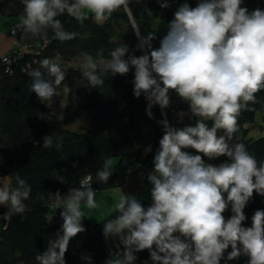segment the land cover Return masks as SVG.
<instances>
[{
	"label": "clouds",
	"instance_id": "1",
	"mask_svg": "<svg viewBox=\"0 0 264 264\" xmlns=\"http://www.w3.org/2000/svg\"><path fill=\"white\" fill-rule=\"evenodd\" d=\"M21 2L23 15L17 27L22 33L47 38V29L51 28L61 42L72 40L75 33L64 31L57 17L66 13L83 25L91 16L103 26L122 8L139 40L138 49L147 48L148 53L125 58L129 47L120 43L105 60L100 49L97 56L103 67L99 72L96 59L84 53L82 76L90 87L100 88L105 83L103 75L124 76L134 68L133 93L136 98L142 94L145 97L149 118L153 117V105L169 107L170 90L188 102L192 116L197 117L195 126L182 128L170 126L167 119L159 122L164 134L154 156V169L147 177L152 185V204L145 208L135 196L118 188V199L111 207L118 215L104 223L103 235L105 239H119L122 259L117 251L105 264H134L135 253L144 250L149 251L152 264H220L229 247V261L245 255L248 264H264V210L255 211L250 227L243 226L247 219L244 209L253 193L264 196V160L258 161L245 143L234 140L242 112L254 110L252 106L260 102L257 93L264 91V10L249 12L241 6L243 0H199L196 7L185 2L168 23L160 47L153 49L156 33L141 34L130 0ZM160 6L169 7L168 0ZM146 11L152 16L150 10ZM60 60L56 53L54 58L37 61L39 68L29 65L30 90L41 103L60 94L57 89L67 72ZM63 91L67 94L71 89L65 85ZM53 142L52 135L43 137V147L51 148ZM62 146L63 138L56 137L57 150ZM221 156L228 162L214 165L204 159ZM102 159L95 179L107 184L113 161L110 157ZM55 179L66 183L57 173ZM92 182L93 176L86 174L79 180V187L70 188L67 195L61 196L59 191L50 194V199L54 198L51 207L63 209V224L56 238L48 240L46 250L35 256L37 264H66L70 240L85 231L82 205L89 211L99 207ZM16 185L0 184V205L8 208L2 218L7 222L27 210L24 201L30 197L31 186L19 176ZM229 205L232 215L225 219L223 213Z\"/></svg>",
	"mask_w": 264,
	"mask_h": 264
},
{
	"label": "trees",
	"instance_id": "2",
	"mask_svg": "<svg viewBox=\"0 0 264 264\" xmlns=\"http://www.w3.org/2000/svg\"><path fill=\"white\" fill-rule=\"evenodd\" d=\"M160 2L130 0L129 4L141 34L146 36L149 32L156 33V38L151 42L153 49L160 47V41L167 34V25L174 19L176 10L185 2L191 7H196L199 0H168L167 8H161ZM241 6L246 7L249 12L257 8L264 10V0H243ZM2 7L9 9L11 14L23 15L24 6L21 0H4ZM146 10H150L152 16H148ZM115 18L127 22V33L116 28ZM57 19L61 21L64 31L75 33L72 40L59 41L51 28L47 29V38L32 37L21 31L19 40L29 46L19 55H15L9 65L0 63V175H10L14 187L17 186V176L31 186L30 197L24 201L27 210L23 215H14L8 228L1 232L0 264H37L35 256L46 250L49 239L56 238L58 225L52 220L51 204L54 198L50 199V194L54 195L59 191L61 196L67 195L70 188L79 187V180L86 174L93 176L91 186L98 191L124 184L126 176L131 172L143 170L147 178L154 169V156L159 150V140L164 134L159 122L167 119L170 126L182 128L195 126L197 119L192 116L189 103L174 95L172 90L169 92V107L161 109L159 105H153V117L149 118L145 97L142 94L136 98L133 93L134 68H130L124 76H113L110 73L103 75L105 83L100 88L90 87L81 72L86 85L81 110L77 115L57 116L49 102L41 103L30 90L31 77L27 75V71L39 68L37 61L54 58L56 53H59V63L62 69H66L67 61L83 57L84 53L101 59L97 56L100 49L104 50L103 58L110 59L108 52L120 43L129 47L125 58L128 55H144L149 51L147 48L138 49L139 40L122 8L103 26L97 25L91 16L83 25L66 13ZM102 67L98 66V72ZM65 82L66 79L57 91ZM257 98L260 102L252 106L254 110L242 112L239 118V132L235 134L234 140L239 141L242 134L245 136L247 124L254 121L257 111H263L264 120V91L257 93ZM75 102L76 98H71L67 109L76 105ZM182 112L188 113L181 116ZM78 117L87 119L83 131L67 126ZM207 123L211 127L212 122ZM47 135L54 138L51 148L43 147V137ZM56 137L63 138V146L59 150L55 147ZM243 141L244 139L241 142ZM149 147L151 150L146 151ZM247 150L255 154L258 161L264 160V135L252 140ZM187 151L198 154L193 149ZM104 157L119 159L111 169L113 174L107 184L95 179L96 173L102 168ZM204 159L205 162L217 163L228 158L221 156L211 161L207 157ZM56 173L63 176L66 183L55 179ZM224 196L226 198L227 193ZM136 199L145 208L152 204V199ZM2 208L8 209L7 206ZM256 210H264V196L254 192L244 209L247 219L243 226H251V218ZM116 215L118 213L114 212L107 219L93 225H104ZM223 215L225 219L230 218V205ZM90 245L98 254L94 264H105L107 259L104 235L99 232L95 234L90 239ZM118 248L122 256L123 249L119 239ZM135 255L151 259L148 250ZM226 256L225 252L220 263ZM65 261L66 264H82L73 255L70 246L65 254Z\"/></svg>",
	"mask_w": 264,
	"mask_h": 264
},
{
	"label": "rangeland",
	"instance_id": "3",
	"mask_svg": "<svg viewBox=\"0 0 264 264\" xmlns=\"http://www.w3.org/2000/svg\"><path fill=\"white\" fill-rule=\"evenodd\" d=\"M159 22V21H158ZM116 28L124 33H127L128 31V24L127 22H124L120 18H115L114 20ZM101 59H96V62L98 66H103L100 63ZM106 60V59H105ZM84 63L83 57L76 58L70 61H67L65 64V67L67 69L66 73V82L64 85L58 90L60 93L59 96L54 97L52 101H49V105L52 108L53 112L59 116V117H66L68 114L70 115H77L78 111L81 110V104L83 102V96L85 94V83L81 77V65ZM67 85L71 91L67 94L64 93L63 89ZM172 93L176 96H179L175 91H172ZM71 98H76V105H74L71 109H67L68 104L71 102ZM183 114H187L188 112H182ZM87 124L86 118H75L70 124L67 126L71 129H78V131H83L85 125ZM248 130L243 136V134L239 137V142H241L243 139V143L246 144V147H249L252 140L257 139L264 135V120H263V111L259 110L256 113L254 121L247 124ZM113 161L112 167H115V165L118 162L117 157L111 158ZM228 162V159L212 163L214 165H219L221 163ZM210 163V162H206ZM3 183H9L10 187H13L12 184V177L11 176H2L0 175V184ZM100 193V191H98ZM98 192L96 195H98ZM94 216H98V214L95 212Z\"/></svg>",
	"mask_w": 264,
	"mask_h": 264
},
{
	"label": "crops",
	"instance_id": "4",
	"mask_svg": "<svg viewBox=\"0 0 264 264\" xmlns=\"http://www.w3.org/2000/svg\"><path fill=\"white\" fill-rule=\"evenodd\" d=\"M4 0H0V55L6 54L12 49L15 44V38L11 33L13 24L15 22L20 21V17L22 15L11 14L9 9H4L2 7V3ZM130 179L126 181L123 185V192L126 195L135 196L136 198H141L144 200H151V188L152 185L146 178L145 182L140 181L135 172H131ZM10 176V175H7ZM13 184V180H12ZM14 188V186H13ZM118 199V191L116 188L103 190L98 192L96 195V201L99 204V207L95 210L89 211L86 207L82 205V208L85 212L84 220L89 224H97L102 222L103 220L110 217L114 212L111 211V207L114 203V200ZM5 206V205H0ZM95 212L98 216H94ZM90 217V218H89ZM239 246V245H238ZM231 251V247H229L225 252L228 255V252ZM137 257V256H136ZM119 258L122 259V256ZM249 257L245 255H241L238 259L235 260H227V256L224 261L220 264H248ZM134 264H152L151 259L139 258L134 261Z\"/></svg>",
	"mask_w": 264,
	"mask_h": 264
},
{
	"label": "built area",
	"instance_id": "5",
	"mask_svg": "<svg viewBox=\"0 0 264 264\" xmlns=\"http://www.w3.org/2000/svg\"><path fill=\"white\" fill-rule=\"evenodd\" d=\"M18 24H19V22H15L13 24V27L11 30V33L15 38V44L12 47V49H10V51L8 53L0 55V63L3 62V63H6L9 65L12 62L13 57H15V55L16 56L19 55L21 52H23L29 46L28 44L19 40V38H18L19 33L22 30L19 27H17ZM5 58H7V62H5ZM135 174H136V177L140 181L145 182V180H146V172L145 171L139 170ZM130 177H131L130 174H128L126 176L125 182L128 181L130 179ZM123 185L124 184L117 186L116 189L118 190V188H121L123 190ZM93 189L98 192L97 189H95V188H93ZM7 211H8V209L2 208L0 206V236H1V232L6 230L10 224V222H7V221L3 220V218H2V214L7 212ZM62 211H63V209H56L55 210L52 208L51 216H52V220L54 221V223H56L58 225V232L60 231L61 226L63 224V220L60 216V213ZM116 216H114L113 218H115ZM113 218H111V219H113ZM82 225L85 228V231L77 234V236L72 238L70 240L69 246H70V249H71L73 255L82 264H94L96 262L98 254H97V251L95 250V248L90 245V239L95 234H97L98 232L103 235L104 225H100V226L89 225L84 219L82 220ZM60 234H62V232ZM105 251H106V259L107 260L113 258V256L117 253V251H120V249L118 248V238L109 237L108 239H105ZM82 257H89L90 259H82Z\"/></svg>",
	"mask_w": 264,
	"mask_h": 264
}]
</instances>
